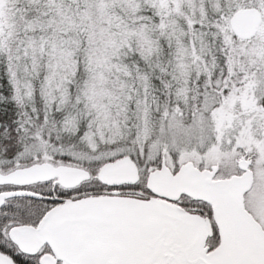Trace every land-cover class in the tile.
I'll return each instance as SVG.
<instances>
[{
    "label": "snow or ice",
    "instance_id": "6c2138e0",
    "mask_svg": "<svg viewBox=\"0 0 264 264\" xmlns=\"http://www.w3.org/2000/svg\"><path fill=\"white\" fill-rule=\"evenodd\" d=\"M12 4L0 0V264H264V136L252 131L264 125V0ZM116 4L151 25L129 27ZM154 33L175 42L178 83L209 33L220 45L228 78L205 104L210 124L161 109L146 74L132 110L114 61L133 41L150 60ZM237 98L255 116L238 132Z\"/></svg>",
    "mask_w": 264,
    "mask_h": 264
},
{
    "label": "trees",
    "instance_id": "16d2710c",
    "mask_svg": "<svg viewBox=\"0 0 264 264\" xmlns=\"http://www.w3.org/2000/svg\"><path fill=\"white\" fill-rule=\"evenodd\" d=\"M28 3V0H13V7H25ZM114 10L116 11L117 14H121L122 16L124 15V13H122L121 11L117 10L116 8H114ZM121 16V17H122ZM124 17V16H123ZM129 27H138L140 24H149V26L151 25L150 21H146V20H138L137 22L133 21L132 17H128V21L124 20ZM155 33L153 34V39H155L156 37L154 36ZM157 39V38H156ZM159 43L161 45L162 51L160 53H158L159 55V62H155V69H159L158 70V74L155 72V74L153 75H149L147 74L150 79L151 82L153 84V88H152V93L157 96L159 98V106L160 108H162V105L165 104V99L168 100L169 97H173L174 101H177L178 103H180V105L183 107L185 115L187 116V114L189 113L190 110H195V108L197 106H199L200 101L202 100V95L205 92V87L203 86L205 84V79H209L211 81H217L218 78H221L224 76V72H223V66H224V61L223 58L220 57V51H219V47L220 45L212 39L211 33H209V36L206 40V44L208 45V48L210 49L209 52L205 53L202 57H204V61L206 62H212L213 56L216 57V64L217 67H215L214 69L212 68V73L211 75H207L205 74L204 71H201V73L196 74V70H195V64L192 65V67L189 70V78L187 79V85H186V93L183 97H177L176 96V89L178 87H182V82L178 83L175 81H170L169 78L172 77V72L174 73V66L172 65V63H160L161 59H160V54L165 52L167 50V48L165 47V41L163 40V37H159L158 38ZM185 44L189 45V48L191 47V45L189 44V41L187 39H185L184 41ZM197 48H200V44L199 42L196 44ZM176 49H174L173 51H171V53H174ZM168 52V51H167ZM83 61V60H82ZM223 61V62H222ZM189 63H191V60L189 59L188 61ZM159 63V64H158ZM125 66H127L130 75L126 77V79L128 80V82L133 85L135 91L137 88L136 85V80L138 77V75H145L142 74L145 71V68L143 66V64H141L139 61L135 60L131 63L124 64ZM156 65H159V67H157ZM220 67L222 68V72H220ZM161 69H163V71L161 72ZM137 69H139V72L137 71ZM223 73V74H222ZM210 76V78L208 77ZM207 77V78H206ZM194 82L195 83V87H191V83ZM165 85H168V87H165ZM142 88V86H141ZM135 91L133 92V97L136 96ZM143 91V88H142ZM144 95V94H143ZM142 95V97H143ZM170 95V96H168ZM135 99V98H134ZM149 100H151V97H149ZM154 110V114H156V105H153L152 107V111Z\"/></svg>",
    "mask_w": 264,
    "mask_h": 264
},
{
    "label": "rangeland",
    "instance_id": "374dc122",
    "mask_svg": "<svg viewBox=\"0 0 264 264\" xmlns=\"http://www.w3.org/2000/svg\"><path fill=\"white\" fill-rule=\"evenodd\" d=\"M141 6L144 7L143 4H141ZM115 8L117 10L121 11L119 4H116ZM119 15L122 16L121 14H119ZM123 16H122V18L124 20L128 21V17L129 16L128 15H125V14ZM154 36L157 39L159 38L158 33H155ZM163 40L165 41V47L167 48V50L165 52H163V53L160 54V59H161V62L160 63H167V64L172 63V65L174 66V64H175V52H176V50L174 51V53H171V51H173L174 49H176L175 42L174 41L171 42V46H169L168 41H166L164 38H163ZM185 45L189 47L188 44H185ZM84 47L85 48L87 47V44L86 43H85ZM196 48H197V46H196ZM139 52H140V50H139L138 46L133 41V43H132V49L131 50H129L127 48L122 49L121 52H120L119 58L117 60H115L114 63L123 64L124 65V64H127V62L128 63H131V62L137 60L141 64H143V66L145 68V71L142 74H146V75L147 74H149V75L151 74V75H153V74H155V72L158 74V70L159 69L158 68L155 69L154 63L155 62H159V55L157 53H153L152 56L150 57V60L144 61L141 58ZM197 52L199 54V48H197ZM80 57H81V61L83 60L82 61V63H83L84 62V59H85V55H84V52L83 51L81 52ZM220 57L223 58L222 55ZM203 59H204V57L201 56V59H200V62H199V67L195 66V70L197 72L196 74L201 73V71H204L205 72V66H207L209 72L211 71V73H212L213 72L212 71V62L209 63V62L204 61ZM223 61H224V58H223ZM216 67H217V64H216ZM160 70H161V68H160ZM220 70H221L220 72H222V68L221 67H220ZM236 71H238V69ZM161 72H162V70H161ZM223 72H224V76L221 77V78H218L217 81H211V80H209L206 77L207 79H205L206 81H205V84L203 85L205 87V92L202 95V98H201L202 100L200 101L199 106H197L195 108V111H197L198 113H203L204 114L205 121H206L207 124H210L211 123V117H210L209 113L204 112V108H205L206 102L210 101L213 98L216 99V100H219L220 99V97L217 95V90H216L215 87H213V85H215L217 82H219L220 85L223 86L224 81L228 78L227 68L225 67V61H224V66H223ZM205 74H207V73H205ZM176 75H178V73H175V72L173 73L172 72V77L169 78V80L170 81H175L174 76H176ZM208 77L210 78V76H208ZM188 78H189V74H188L187 77H185L181 81L182 84H183L182 87H184L185 89H186L187 79ZM239 79H241L240 76L234 75L232 77V80L230 81V83H235ZM136 85H137V88H136L135 93L136 92L137 93H136V96H134L135 99L133 100V109H132L133 111H135V100L136 99H140V100L143 99V97H142L143 91H142V88H141L142 83L138 79L136 80ZM190 86L191 87H195V83L192 82ZM168 96H170V95H168ZM254 100H255V106L257 107V109H259L261 106H264V85H261L259 88L256 89ZM177 103L178 102L177 101H174L173 100V97L171 96V97L168 98V100L165 99V104L162 105V108L161 109H163L165 106H167L168 109L171 110L172 107L174 105H176ZM231 111H232V113H233V115L235 117V120H234V123L232 124V127L233 128H236L237 129V132L239 131L240 122L242 120H244V121L255 120V116L249 117V116H246L245 115V110H244V108H243V106H242V104H241V102L239 101L238 98L233 101V104H232V107H231ZM153 112H154V110H153ZM153 115L155 116L156 114L153 113ZM256 115H264V112H258ZM252 131L254 133H258L261 136H264V125H261L259 123L254 124V126L252 127ZM229 134H232V133H230L228 130H226L225 131V134H224L225 142L227 141ZM262 191H263V189H262Z\"/></svg>",
    "mask_w": 264,
    "mask_h": 264
},
{
    "label": "water",
    "instance_id": "95a60500",
    "mask_svg": "<svg viewBox=\"0 0 264 264\" xmlns=\"http://www.w3.org/2000/svg\"><path fill=\"white\" fill-rule=\"evenodd\" d=\"M196 158L199 159L198 157H196ZM184 190H188V191H190L192 195H199V194H200L199 192H197L196 190H194V189H192V188H190V187H188V188H184ZM262 192H264V189H263Z\"/></svg>",
    "mask_w": 264,
    "mask_h": 264
},
{
    "label": "flooded vegetation",
    "instance_id": "af4514ba",
    "mask_svg": "<svg viewBox=\"0 0 264 264\" xmlns=\"http://www.w3.org/2000/svg\"><path fill=\"white\" fill-rule=\"evenodd\" d=\"M208 101V100H207ZM199 158V157H198Z\"/></svg>",
    "mask_w": 264,
    "mask_h": 264
}]
</instances>
